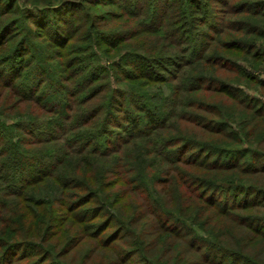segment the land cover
<instances>
[{"label":"trees","instance_id":"obj_1","mask_svg":"<svg viewBox=\"0 0 264 264\" xmlns=\"http://www.w3.org/2000/svg\"><path fill=\"white\" fill-rule=\"evenodd\" d=\"M262 75L264 0H0V264H264Z\"/></svg>","mask_w":264,"mask_h":264},{"label":"rangeland","instance_id":"obj_2","mask_svg":"<svg viewBox=\"0 0 264 264\" xmlns=\"http://www.w3.org/2000/svg\"><path fill=\"white\" fill-rule=\"evenodd\" d=\"M146 2L148 3V1H146ZM131 6L134 7V5H131ZM216 14H217V16H216ZM215 16L217 17L216 20H215ZM222 17H223V13L218 11V12L214 13V17L212 15H210L207 18V21H211L212 19H214V22L217 25V27H221L222 24L224 23V21L222 20ZM169 20L172 21V24L169 26L168 25L169 21H167L166 25H167V31L168 32L170 31L171 34H167L166 37L168 39L175 40L178 43V49H180L182 54H185V56L187 55L188 57H192L193 53H192V51H189V49L193 48V47H197L198 44L203 40V36L201 35V33H199V31H196L192 35V39L186 37L185 36L186 33L184 31L185 25L184 26L182 25V19L180 17V14H178V13H175L174 15H170ZM144 22H145V20H144ZM178 29H180V30L178 31ZM176 30H177V32L175 33ZM136 38L137 37L135 36L131 40H135ZM179 38H181L182 41ZM77 43L78 42H76V44ZM78 44H80V43H78ZM261 77H264V75H262Z\"/></svg>","mask_w":264,"mask_h":264}]
</instances>
